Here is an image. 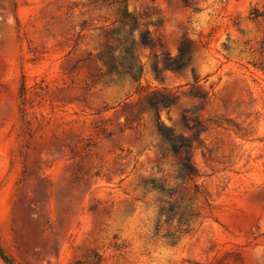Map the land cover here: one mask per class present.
<instances>
[{
    "label": "rangeland",
    "instance_id": "374dc122",
    "mask_svg": "<svg viewBox=\"0 0 264 264\" xmlns=\"http://www.w3.org/2000/svg\"><path fill=\"white\" fill-rule=\"evenodd\" d=\"M212 2L215 22L192 40L190 17L176 37L166 25L199 0H0V264H130L119 233L152 190L182 264H264V0ZM242 11L258 32L234 59L221 42ZM181 48L184 68L157 79L156 55L163 67ZM204 49L213 67L199 76ZM161 93L176 101L156 113ZM158 114L184 136V114L206 127L192 175Z\"/></svg>",
    "mask_w": 264,
    "mask_h": 264
},
{
    "label": "clouds",
    "instance_id": "9594fccd",
    "mask_svg": "<svg viewBox=\"0 0 264 264\" xmlns=\"http://www.w3.org/2000/svg\"><path fill=\"white\" fill-rule=\"evenodd\" d=\"M200 11H195L193 8L190 12H184L182 9H175L170 12L173 16L172 23L166 25L170 35L176 37L182 34V30L178 27L180 23L187 22L190 17L192 21V30L188 33V38L195 40L194 36L209 29L215 22L211 13L219 9V4L212 0H199L196 5ZM9 23H12V18L9 17ZM258 28L256 24L248 19V13L242 11L240 13L239 29L231 34V39L224 37L221 44L228 43L229 52L234 59L241 57L242 49L246 48V42H252ZM206 57L197 70V75H207L213 67L212 54L204 49ZM172 54H177V49H172ZM175 182L167 183L168 187H174ZM162 193L158 190L147 192L144 200L141 202L139 209L125 221L126 225H131L135 231L125 230L119 233L122 240L130 241L129 260L130 264H182L183 256L181 254L180 237L173 242L167 235L165 228L162 226L159 231L156 230L157 222H161V198ZM136 225L141 227L136 228ZM253 254L264 257V247H257L253 250Z\"/></svg>",
    "mask_w": 264,
    "mask_h": 264
},
{
    "label": "trees",
    "instance_id": "16d2710c",
    "mask_svg": "<svg viewBox=\"0 0 264 264\" xmlns=\"http://www.w3.org/2000/svg\"><path fill=\"white\" fill-rule=\"evenodd\" d=\"M122 20L132 21L135 23V25L132 26V29L130 30L131 33L138 26L137 19L127 9H124ZM140 41L145 46H155V41L152 38L149 30H145L141 33ZM182 54L183 49L181 48L179 57L168 56L167 59L164 61L163 67L160 66L159 59L157 58L158 56L156 55V60L153 64V71L155 77L159 80H163L162 72L164 69H171L173 71L183 69L185 66V62L180 63ZM142 73L143 65L140 64L136 68L134 75L135 77L140 78L142 76ZM201 97L204 98L205 95L201 94ZM175 99L176 98L173 95L161 93L159 97L151 101V106L155 109L156 113H158L161 108H168L169 106L174 104L176 101ZM183 121L186 126L192 131V134L190 136L178 134L174 127L168 126L162 121L159 114L157 117L158 131L161 135V138L163 142L168 145L169 150L180 157V173L185 176L192 175L195 172V169L191 162V151L193 149L194 141L199 139L200 133L204 131L206 127L201 123V121H199L198 118H195V123L191 125L186 114L183 115Z\"/></svg>",
    "mask_w": 264,
    "mask_h": 264
}]
</instances>
